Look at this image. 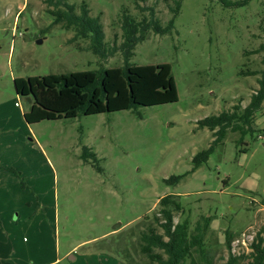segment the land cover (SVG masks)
Wrapping results in <instances>:
<instances>
[{
    "label": "rangeland",
    "instance_id": "1",
    "mask_svg": "<svg viewBox=\"0 0 264 264\" xmlns=\"http://www.w3.org/2000/svg\"><path fill=\"white\" fill-rule=\"evenodd\" d=\"M176 1L63 0L99 18L107 49L122 42L123 13L173 21L164 34L149 31L129 63L170 64L177 102L29 125L14 79L122 67L123 56L94 54L89 40L54 23L43 0H0V264H123L110 242L166 195L179 196L184 214L174 222L189 217L190 231L200 215L216 216L204 238L215 264L229 253L247 263L264 237V107L252 136L228 132L213 144L199 122L245 107L256 91L264 0H181L173 16ZM172 177L178 182L167 183Z\"/></svg>",
    "mask_w": 264,
    "mask_h": 264
},
{
    "label": "trees",
    "instance_id": "2",
    "mask_svg": "<svg viewBox=\"0 0 264 264\" xmlns=\"http://www.w3.org/2000/svg\"><path fill=\"white\" fill-rule=\"evenodd\" d=\"M43 1L55 24L73 30L78 38L88 39L89 48L100 58L119 51L123 56V66L14 79L16 94L27 102V108L23 112L27 124L178 101L170 64L135 66L129 63L135 46L144 40L149 31L164 34L173 28V21L162 26L153 13L150 19L144 17L140 21L123 13L120 19L122 42L119 46L114 45L107 49L99 18L91 17L85 4L80 6V13L77 14L75 7L63 0ZM222 1L227 4L225 0ZM249 1L251 0H241L239 4L245 5ZM180 2L181 0H177L175 8L171 9L173 16L178 13ZM260 51L264 53V45L260 47ZM262 64L264 65V55ZM263 107L264 70L257 80L256 91L245 107L237 104L230 111L206 117L199 122V127L209 129L214 137L213 144L222 142L228 132L252 136L258 130L255 124ZM212 150L210 147L197 153L192 159L194 168L204 163ZM82 157L97 161L95 154L87 148L83 149ZM178 180L179 177H172L166 182ZM182 213L184 214V209L178 195L163 196L158 201L157 210L150 215H144L128 230H121L122 233L116 240L108 243L109 248L122 259L123 264H140V258H144L143 264H215L212 246H207L204 238L208 231H213L210 223L216 216L200 215L190 231L189 217L174 222L175 216ZM224 237L230 250L232 236L228 230H225ZM112 242L115 244L112 245ZM119 242L122 243L121 247ZM246 258V264H264V237H256ZM238 263L239 257L229 253L224 264Z\"/></svg>",
    "mask_w": 264,
    "mask_h": 264
},
{
    "label": "water",
    "instance_id": "3",
    "mask_svg": "<svg viewBox=\"0 0 264 264\" xmlns=\"http://www.w3.org/2000/svg\"><path fill=\"white\" fill-rule=\"evenodd\" d=\"M37 43H41V41L39 40ZM29 101V100H28Z\"/></svg>",
    "mask_w": 264,
    "mask_h": 264
},
{
    "label": "crops",
    "instance_id": "4",
    "mask_svg": "<svg viewBox=\"0 0 264 264\" xmlns=\"http://www.w3.org/2000/svg\"><path fill=\"white\" fill-rule=\"evenodd\" d=\"M88 40V39H87Z\"/></svg>",
    "mask_w": 264,
    "mask_h": 264
}]
</instances>
